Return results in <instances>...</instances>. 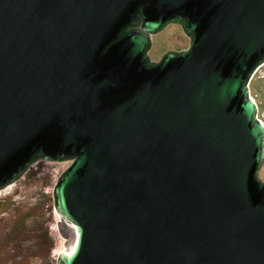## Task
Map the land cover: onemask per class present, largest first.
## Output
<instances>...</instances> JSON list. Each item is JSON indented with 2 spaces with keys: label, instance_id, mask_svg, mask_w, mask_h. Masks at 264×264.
<instances>
[{
  "label": "water",
  "instance_id": "1",
  "mask_svg": "<svg viewBox=\"0 0 264 264\" xmlns=\"http://www.w3.org/2000/svg\"><path fill=\"white\" fill-rule=\"evenodd\" d=\"M263 62L264 0H0V188L70 160L58 264H264Z\"/></svg>",
  "mask_w": 264,
  "mask_h": 264
},
{
  "label": "rangeland",
  "instance_id": "2",
  "mask_svg": "<svg viewBox=\"0 0 264 264\" xmlns=\"http://www.w3.org/2000/svg\"><path fill=\"white\" fill-rule=\"evenodd\" d=\"M151 40L147 56L152 62L169 50L189 46L178 23H167ZM247 86L257 104L256 117L264 123V62L252 72ZM69 165L68 159L39 158L0 188V264H58L57 256L69 240L54 208L53 187ZM256 174L264 181V159Z\"/></svg>",
  "mask_w": 264,
  "mask_h": 264
},
{
  "label": "bare ground",
  "instance_id": "3",
  "mask_svg": "<svg viewBox=\"0 0 264 264\" xmlns=\"http://www.w3.org/2000/svg\"><path fill=\"white\" fill-rule=\"evenodd\" d=\"M57 216H58V214H57ZM58 219H59V216H58Z\"/></svg>",
  "mask_w": 264,
  "mask_h": 264
},
{
  "label": "flooded vegetation",
  "instance_id": "4",
  "mask_svg": "<svg viewBox=\"0 0 264 264\" xmlns=\"http://www.w3.org/2000/svg\"><path fill=\"white\" fill-rule=\"evenodd\" d=\"M155 62H157V61H155Z\"/></svg>",
  "mask_w": 264,
  "mask_h": 264
}]
</instances>
